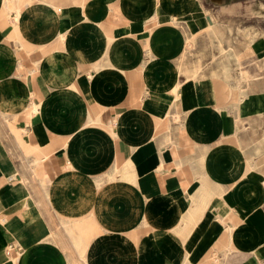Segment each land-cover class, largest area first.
<instances>
[{
	"label": "crops",
	"instance_id": "crops-1",
	"mask_svg": "<svg viewBox=\"0 0 264 264\" xmlns=\"http://www.w3.org/2000/svg\"><path fill=\"white\" fill-rule=\"evenodd\" d=\"M244 4L0 0V264H264V20L209 27ZM208 30L243 105L181 72Z\"/></svg>",
	"mask_w": 264,
	"mask_h": 264
},
{
	"label": "rangeland",
	"instance_id": "rangeland-1",
	"mask_svg": "<svg viewBox=\"0 0 264 264\" xmlns=\"http://www.w3.org/2000/svg\"><path fill=\"white\" fill-rule=\"evenodd\" d=\"M244 6L243 15H241V13H237L236 15V13L231 12V16L228 18L221 17V15L217 12L218 9L209 12L213 22L218 24L223 31V39L231 41L234 45L241 44L243 42L246 45H251L252 41L254 42L258 36H263V33L261 32L263 31L262 29L261 31L258 29L254 32L245 30L244 28L247 25L258 23V20H264V14L260 12V8H258L257 4H244ZM251 6L252 8H250ZM189 42L192 43V45H195L196 52H193L190 56H188V51H186L180 62L181 72L188 77L195 74V78L199 75H204L205 73H209L213 76H219L217 72L223 64L228 63L227 66L221 68V70L224 71V78L229 79L234 75L235 80H237L236 82H238L239 75L237 69H240L246 76L247 82L244 85H241L240 88L237 84H235L238 93H242L241 95L245 98L243 103L245 104L250 97L248 93L252 85L251 82L255 76H251L248 70L243 67L242 60L247 54H251V52H253L251 48L246 54H238L235 56L237 68L233 73V70L229 66V64L233 63L232 59L218 44V40L215 38V34L213 32L208 30L206 35L204 33H200L196 36H192L190 37ZM204 44L209 49L206 48V50H203Z\"/></svg>",
	"mask_w": 264,
	"mask_h": 264
},
{
	"label": "bare ground",
	"instance_id": "bare-ground-1",
	"mask_svg": "<svg viewBox=\"0 0 264 264\" xmlns=\"http://www.w3.org/2000/svg\"><path fill=\"white\" fill-rule=\"evenodd\" d=\"M211 21V20H210ZM216 25V24H215ZM210 27H214V22L210 24ZM215 28V27H214ZM252 53V52H251ZM238 75H239V81L236 83L238 87L240 88L241 85H244L247 82L246 76L243 74V72L240 69H237ZM237 74V73H236ZM175 90V89H173ZM173 92V91H172ZM174 93V92H173ZM242 93H237L236 101H238V104L242 105V103L245 101V98L241 95Z\"/></svg>",
	"mask_w": 264,
	"mask_h": 264
}]
</instances>
